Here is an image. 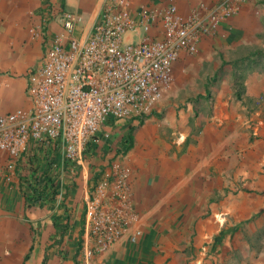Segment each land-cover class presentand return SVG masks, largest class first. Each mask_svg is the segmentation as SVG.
I'll use <instances>...</instances> for the list:
<instances>
[{"label": "crops", "instance_id": "0c3cea01", "mask_svg": "<svg viewBox=\"0 0 264 264\" xmlns=\"http://www.w3.org/2000/svg\"><path fill=\"white\" fill-rule=\"evenodd\" d=\"M166 1L132 0L135 6L149 7ZM176 1L180 12L187 14L199 3L217 0ZM103 3L0 0V113L20 108L12 105L10 95L20 84L26 96L28 72L44 51L40 33L44 25L49 32H58L57 15L65 9L77 16L76 35L86 36ZM260 52H264V0H253L215 37L204 39L197 56L178 59L173 85L152 111L160 118L152 116L140 124L118 121L107 128L109 136L100 140L74 184L54 180L57 186L48 189L46 205L32 206L18 190L0 186V264H84L81 251L75 249L80 240L82 244L89 240L88 199L100 180L115 186L116 164L130 171L122 199L131 216L138 218L90 264H201L204 256L217 260L221 253L214 255V249L238 227L233 215L241 216L240 223L251 222L261 210L240 205L232 193L239 181L255 179L264 191L263 169L255 167V158L264 156V140L250 143L248 136L257 114L253 97H244L235 87L244 60ZM231 67L232 82H224L222 91L216 92L215 83ZM25 98L22 108L30 104ZM131 126L132 148L124 152ZM240 147L246 150L242 160L236 154ZM137 231L141 235L134 242L131 238Z\"/></svg>", "mask_w": 264, "mask_h": 264}, {"label": "built area", "instance_id": "2783aa9c", "mask_svg": "<svg viewBox=\"0 0 264 264\" xmlns=\"http://www.w3.org/2000/svg\"><path fill=\"white\" fill-rule=\"evenodd\" d=\"M252 1L202 2L184 14L176 0L152 7L104 0L90 33L81 37L76 14L62 9L58 32L46 25L40 30L44 51L26 78L29 107L0 113V186L18 190L32 206L46 205L54 180L74 184L109 136L106 129L148 116L170 90L178 59L199 53L204 39ZM113 169L115 186L100 180L88 199L84 264L109 251L138 218L122 199L129 169Z\"/></svg>", "mask_w": 264, "mask_h": 264}, {"label": "rangeland", "instance_id": "374dc122", "mask_svg": "<svg viewBox=\"0 0 264 264\" xmlns=\"http://www.w3.org/2000/svg\"><path fill=\"white\" fill-rule=\"evenodd\" d=\"M197 55L198 53L191 55V57H195ZM232 70H234L232 67L230 71L225 70V76H220L218 78V81L215 83L217 84L216 92L220 93L222 91L221 88L225 83L232 82ZM236 85V91L240 92L244 97H253L252 102L254 104V113H257L255 115L256 118L254 119V122L250 121L248 126L249 142L257 143L259 140H264V52L257 53L252 55V57H249V59L244 60V66L240 69L239 74L236 76ZM11 94L12 105L14 107H25L26 96H24L20 84L18 89L16 87ZM223 96L225 98V95ZM150 115V117L146 116L140 120L122 122H134V124H140L141 122L147 123L148 119L152 118V116L161 117L159 114L154 112ZM244 151L246 150L243 147L238 148L236 153L237 156L240 158ZM255 159L257 163V166L255 167H262V174L264 175V156L261 160H259V157H256ZM240 160L242 159L240 158ZM254 177L256 176L254 175ZM257 185L256 179L254 180V183H252V181L244 183V181L241 180L235 186V193L232 192L234 190L230 191L233 193V196H237V201H239L240 205L243 204V206H245V204H251L258 208L261 207V210L259 213L256 212L257 214L252 217L250 220L251 222L240 223L242 220L241 216L236 218V216L233 215L234 221L238 219V227L236 228V231L233 233L231 238L228 237L223 243L214 249L215 253L213 254L216 255V252H220L221 256H218L217 254V260H211L204 256L201 264H205V260H208V264H211V261L213 264H264V191H262L261 187L257 188ZM247 189L249 191H247ZM250 189H254V192H250ZM242 192L243 194H241ZM240 195H243L244 197H241ZM80 241L77 244L75 253L81 251L82 249L83 244L80 243ZM199 255L200 253L198 252L195 257Z\"/></svg>", "mask_w": 264, "mask_h": 264}, {"label": "trees", "instance_id": "16d2710c", "mask_svg": "<svg viewBox=\"0 0 264 264\" xmlns=\"http://www.w3.org/2000/svg\"><path fill=\"white\" fill-rule=\"evenodd\" d=\"M131 121H133V120H131ZM133 130H134V128H133V126H131L129 128V135L125 137L126 139H125V142H124V147H125L124 152H126L127 150L132 148V144H133V135H132L133 133L132 132H133ZM24 197H26V195Z\"/></svg>", "mask_w": 264, "mask_h": 264}]
</instances>
